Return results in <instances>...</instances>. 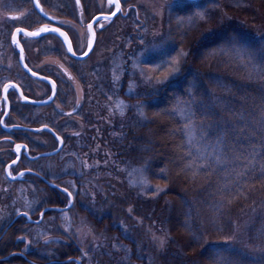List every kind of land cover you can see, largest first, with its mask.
Segmentation results:
<instances>
[{
	"label": "trees",
	"instance_id": "16d2710c",
	"mask_svg": "<svg viewBox=\"0 0 264 264\" xmlns=\"http://www.w3.org/2000/svg\"><path fill=\"white\" fill-rule=\"evenodd\" d=\"M233 3L200 0L172 9L166 47L147 66L171 60L182 50L188 55L177 78L153 94L128 97L127 76L114 82V76L105 72L92 78L73 67L82 95L72 117L54 118L48 108L22 103L15 109L12 106L8 124L27 128L47 124L63 136V152L46 161L53 164L48 168L61 167L62 178L32 170L63 183L69 191L68 183L75 185L69 213L81 233L66 232L61 212L51 211L43 223H49L45 235L51 241L45 244L40 237L43 225L31 224L24 217L16 220L17 210L28 211L22 198L25 193L38 204V211L30 215L33 220L48 208H66L62 198L68 200V196L51 192L41 182L11 183L0 163V237L16 220L0 241V264H69L73 260L81 264H264V80L248 78L253 67L264 71V34L244 23L249 7L258 8L264 18V0H244L240 9ZM221 7L234 22L224 19L207 39L198 42L202 30L221 23ZM201 16L206 21L199 24ZM192 21L196 23L191 28ZM0 27V44L11 46L13 30L4 24ZM3 84L0 81V87ZM72 90L65 85L60 92L68 111ZM190 98L195 102L197 122L204 127V142L215 144L222 138L228 157L195 177L185 168L187 140L179 112L182 102ZM124 99L129 107L123 115L106 106ZM82 160L91 167L84 168ZM141 167L154 190L130 185L129 173ZM157 188L163 191L156 194ZM225 188L238 194L227 196ZM21 189L24 196H19ZM81 221L86 223L81 225ZM238 237L243 241L238 242ZM156 238L164 239L163 244H157ZM28 240L32 244L26 248ZM114 245L131 252L126 255Z\"/></svg>",
	"mask_w": 264,
	"mask_h": 264
},
{
	"label": "rangeland",
	"instance_id": "374dc122",
	"mask_svg": "<svg viewBox=\"0 0 264 264\" xmlns=\"http://www.w3.org/2000/svg\"><path fill=\"white\" fill-rule=\"evenodd\" d=\"M196 1L198 0H143L141 2L142 11L138 15L139 19H137L135 16L132 20H129L127 22V28H125V30H121L120 27H118V25H120L119 23L117 24L114 23L113 25H109L108 28L112 33V35H105L97 38L96 47L91 57L88 60H86L85 63H82L79 66H77L73 61L70 62L71 60L68 59L66 60L67 62H69L67 63V67L69 69L70 67L72 68L78 67V69L85 71L92 78H94V76H97L99 74L101 75L104 72L105 73L103 75L112 78L114 71L118 74L119 79H122L127 76L130 80L126 92V95L128 97H137L139 94H142L143 92L145 93V96L157 92L161 86H164L167 83L169 84L175 78H177V76L181 72V68L185 63V60L187 59V56L181 60V63L179 64L178 72L168 74L166 79L164 77H161L163 83H156L155 80L149 81L146 78V75H142L141 73L143 72L146 73L147 75H153V73L150 72L149 69L155 68L157 65H161V66L165 65L167 62L171 61L168 60L162 62L161 64L147 66L150 60L153 59V56L158 54L164 47H166V45L164 44L168 32L166 31V26H168L169 14L172 11V9H174L177 6H181ZM233 1L235 2L233 4L236 5L235 6L236 9H240L245 4L244 0H233ZM251 3H253V0H251ZM6 5H7L6 1L0 2V24H4L5 26L7 25L12 26L13 24L12 30H14L16 27H20V26L29 27L32 25L29 24L31 22L26 20L14 21L8 19V16L11 15L14 16V14L17 13H25L26 15L31 13L32 12L31 6L30 7L23 6L22 8L15 9L14 6L10 8V7H6ZM254 9L255 10L249 7V11L246 12V16H244V19H246L245 20L246 22L244 23L245 25L248 26V28H252L256 32H262L264 34V18L261 17L260 14L261 12L258 10V8L257 9L254 8ZM249 12H253V13L250 14ZM198 18L197 20L199 24H202L206 21L205 20L206 17L204 16L203 19L201 18L198 19ZM224 19H229V21H227L226 23H230V24H232L231 22H234L235 20L232 17H229L225 9L221 7L219 10V21H221V23L215 25V27L213 26L210 28H205L206 30H202L203 33L202 34L199 33L198 38L196 40L198 42H202L204 39H207L209 37L208 35L211 34L213 30L215 29L217 30V28L223 24L222 21ZM3 20L4 22L2 23L1 21ZM87 23H89V21L84 22V24H81L79 22L74 23L77 25V28L75 32H73L76 33V35L72 37V41L75 47V51L78 55H83V51L87 50V39L89 38L86 32ZM189 23H190L189 24L190 27L192 28L196 22L192 21V23L191 22ZM202 27L204 28L205 25L199 26V28ZM81 33L84 34L83 37L81 36ZM10 41H11V35H10ZM22 43L24 44L27 51V63L36 72H41L42 69L44 68V66L41 64L43 61H45L44 58L42 57V52L47 51L45 50L46 47L51 48L52 46L54 47L57 46L63 53H65V58L68 57L65 44L61 40L59 41L54 38H47V39L43 38L42 40H32L22 37ZM0 45L3 46L2 44ZM11 61L12 63H14V68H15V57L12 58ZM70 70L73 71L72 69ZM118 80L117 82H119ZM18 83L19 85H21L23 88L26 89V91L28 92V98L33 101H37V102L45 101L51 93L50 88H47L42 83L36 81L31 82L28 78L25 77H21ZM3 87L4 85L0 87V116H2L5 112L4 110H6V103L4 100H2ZM81 89L82 88L80 87L79 91H81ZM12 94L13 95L10 96V98H11L12 106L15 109L20 105V101L17 95L14 93V91L12 92ZM81 95L82 93L80 92V96ZM77 100H78L77 97L74 96V99L68 103L70 105L69 111H73V109L76 108ZM120 102H122V106L120 108L116 107L118 103L115 101L111 102V104L109 103L110 105L108 104L106 106L107 107L111 106L112 108H115L119 113H121V111H123L124 113L125 110L129 107V103L125 99ZM26 136H27L26 140H28L26 142H28V144L31 147L32 150L31 152H33L32 155L35 156L44 152H50L51 150L57 148L58 146V143L55 142L52 136L46 134V132H42L38 134L29 133ZM1 151H3V153L0 155V161H2L4 166H6L13 159L11 146L3 147ZM48 163L42 160L35 165V168L38 169L39 172L48 174L53 179L61 178L62 177L61 174L63 170H61V172L58 174L56 167H54L53 169L52 167L51 168L45 167V164L48 165ZM51 165L52 163L49 164V166ZM66 170H64L65 175H67ZM19 171L20 169L14 172L13 171H9V172H11L12 174L11 176L15 177L19 173ZM9 172L8 170H6L5 174L7 175ZM134 178L137 179V187L142 189L154 190V187L149 183L147 187H141L139 185V177L134 176L133 179ZM33 182H34L33 184H36L38 181L33 179ZM68 186L70 191L73 193V197H74V195L77 193V188L72 187L71 184L69 183ZM22 189H21L22 193L20 192L19 196H24V192L22 191ZM25 197L26 198L22 197L24 201L33 202L30 199V195L28 193H25ZM62 200H64L65 205L67 206L68 200H65L64 198H62ZM19 211L21 210L19 209ZM36 211H38V204L36 202H33L32 209L29 211V214L32 216L33 214L36 213ZM68 214L69 217L72 219L73 223L69 231L67 232L74 231L77 236L78 228L76 227L75 229L72 215L69 212ZM62 220L65 222V226H67V221H65L63 218ZM43 223L41 225H43ZM47 227H49V223H45L42 226L40 230V234H44V235L43 236L41 235L40 237L47 236V234L45 235V229ZM245 230L246 228L244 229V231ZM80 233L81 232L79 231V234ZM240 237H243V235H241ZM240 237L237 238L238 242L243 241L241 240ZM156 241L157 244H159L160 241L164 242V239L156 238Z\"/></svg>",
	"mask_w": 264,
	"mask_h": 264
},
{
	"label": "flooded vegetation",
	"instance_id": "af4514ba",
	"mask_svg": "<svg viewBox=\"0 0 264 264\" xmlns=\"http://www.w3.org/2000/svg\"><path fill=\"white\" fill-rule=\"evenodd\" d=\"M5 1L7 4L6 7L12 8L14 6L15 9H18V8H22L23 6H25V7L31 6V8H32V12L27 14V15L25 13L14 14V16L20 17V19L14 20V21H21V20L29 21V22H31L29 24H32L30 26L31 29L39 28L42 25V23H51L53 26L61 27V30L66 31L68 36L71 39L74 35H76V33H73V32H75V30L77 28V25L74 23H78V22L80 23V16H79V10L75 7V0H41V3L45 5V11H47L48 14L54 18L52 21H47L46 18L41 17L38 14H34L33 4L30 2V0H0V2H5ZM142 1L143 0H121L122 11L120 13H118L116 16L112 17V16H110V13L112 11H114V6L109 7L107 0H81V4L85 8L84 22H86V21L92 22L96 17H99L100 18L99 23H94V25H93V30L96 34V37L99 38L100 36L112 35V33L110 32V30L108 28L109 25H113L114 23H116V24L119 23L120 25H118V27H120L121 30H125V28H127V22L129 20H132L135 16L137 18V15H139L140 12L142 11V7H141ZM125 12H127L126 15H125ZM106 15L110 16L109 20L104 19V16H106ZM11 16H8V19ZM1 20H2V18H1ZM57 21H62L63 23L57 25V23H56ZM1 22H4V20ZM101 24L103 25V27L100 26ZM12 26H13V24H12ZM12 26H9V28L13 29ZM20 27L28 28L27 26H20ZM14 31H15V29L13 30V32ZM109 32H110V34H109ZM87 36L89 37L88 33H87ZM47 38H54V39H57L60 41L58 36H50V37H46V39ZM72 43H73V41H72ZM45 50H47V51L42 52V57L44 58L45 61H43L41 63L44 66V68L42 69L41 72L34 71L32 69V67H30L28 65L26 48H25L24 59H25V62L27 63V65L29 66V68L33 72H35L36 74H38L42 77H46V79H49V80L55 82L56 90H57L55 102L52 105L46 106L43 108L50 109V111L52 112V114L50 116H52V117H54V116L64 117L65 115H63V113L67 109L61 103V93L60 92H61V90L64 89L65 85L69 86V92L72 89H73L72 91H74L70 95L71 98L69 97V102H71L75 96L79 100V107H76L75 109H78L81 106V103H80V97H81L80 92L81 91H79V89L81 87L80 83H79L80 80H78V78L74 77L72 71L70 70L73 68L70 67V69H69L67 67V63H69V62H67L66 60L70 59L71 60L70 62L73 61L74 63H81V64L85 63V62H80V61L74 60V59L70 58L69 55L67 58H65V53H63L57 46H55V47L52 46L51 48L46 47ZM40 56H41V54H40ZM14 57H15V68H14V63H12V61H11L12 58H14ZM60 65H63V68L67 69L68 73L74 78L73 80L68 79V76L65 75V73L61 69ZM21 77L28 78L31 82L36 81V82L42 83L47 88H50V90L52 88V85L49 83V81L37 80V79L33 78L32 76L25 73V71L21 67L19 54H18V51L16 50V48H14L12 45L11 46H4V45L1 46L0 47V81H1V83H4L3 85H5L6 83H9V82L13 83V82H16V81H14V79L19 80ZM16 83H18V81ZM13 91L15 93V90H13ZM13 91L11 90L8 92L10 107H8V105L6 104V110H4L5 111L4 114L2 116H0V121H3V119L6 117L5 121L3 123H0V155L3 153V151H1L3 149V147H6V146H11V152L13 153V159L6 166H4V172L6 173L8 165H10L13 161H15L17 159L16 145L17 144L27 145L26 149H22L23 151L21 152V161L18 164L12 166L11 170H10V171L14 172V171L20 169L19 173L15 176V179L17 178L18 175H20L21 172L24 173V175L18 181H10V180L9 181L11 183L33 185V183H34L33 179H34L38 182L43 183L46 187H48L50 189L51 192H53V193L57 192L58 194L61 195L62 192H61L60 188H63V186H62L63 183L60 185L56 184V183H54V181H50V179H47L46 177L41 176L39 173L32 170V168L35 167V165L37 163H39L40 161L50 160V162H51L54 157H56L60 154L53 156V157L44 158V159H41L38 161H32L30 158H28L26 156L27 149H28L30 151V156L35 157V155H32L33 152H31L32 150H31L30 145L28 144V142H26V141H28V140H26L27 139L26 135L29 133L18 130L16 128L15 124H8L7 123V120L12 116V113H13L12 103H11V98H10V96L13 95L12 94ZM49 97H52V91L46 100H49ZM57 105H59L60 107L57 108ZM73 115H75V114H73ZM54 118H56V117H54ZM46 134L52 136V138L55 140V142L58 143L57 148L51 150L50 152L57 150L59 145H60L59 141L56 140L54 135L49 134V133H46ZM56 134L60 135L63 138V136L61 134H59L57 131H56ZM63 140H64V138H63ZM64 145H65V140H64ZM0 163L3 164L2 161H0ZM49 164L50 163H48V165ZM45 167H47V164H45ZM61 170H62L61 167L58 166L57 167L58 174L61 172ZM29 172H35L37 175L30 174ZM12 177H14V176H12ZM41 177H43L45 180L55 184L57 186V188L50 187L49 185H47V183ZM60 179H57V180H60ZM78 262H79L78 260L77 261L73 260V261H70L69 264H79ZM56 263L57 262L49 263V264H56ZM59 264H63V263H59Z\"/></svg>",
	"mask_w": 264,
	"mask_h": 264
},
{
	"label": "snow or ice",
	"instance_id": "6c2138e0",
	"mask_svg": "<svg viewBox=\"0 0 264 264\" xmlns=\"http://www.w3.org/2000/svg\"><path fill=\"white\" fill-rule=\"evenodd\" d=\"M30 2L33 4L34 8V14H38L41 17H44L47 19V21H52L54 18L48 14L47 11H45V5L41 3V0H30ZM107 3L109 7L114 6V11L110 13V16L114 17L118 13L122 11V6H121V0H107ZM75 7L79 10V16H80V23L84 24V13H85V8L81 4V0H75ZM127 12H125V15ZM110 16L106 15L104 16L105 20H109ZM11 20H18L20 17L18 16H11L9 17ZM137 19H139V16L137 15ZM201 19H203V16H201ZM100 18L96 17L92 22L87 23L86 25V31L89 35V38L87 39V50L83 51V55L87 56L92 50H93V45L95 42V32L93 30V25L94 23H99ZM57 25L63 23L62 21H57ZM103 27V25H100ZM23 34V37L27 38H35V37H40L42 34L45 33H54L58 34L59 37L63 38V43L67 45V51L71 53L73 56L76 55V52L73 50V45L71 40L69 39V36L66 31H62L61 27L59 26H53L51 23H42V25L37 28L36 30H26L23 27H16L15 31L11 33V41L12 43L20 49V54L19 58L20 61L24 60V48L21 46L20 39L18 37L20 34ZM83 33H81V36L83 37ZM188 55V52L186 51H181L180 53L177 54L176 57H173L170 62H167L165 65H157L155 68L149 69L150 72L153 73V75H147L146 73H141L142 75H146V78L149 81L155 80L156 83H163V80L161 77H164L165 79L167 78V75L170 73H176L179 71V64L181 63V60ZM25 67L27 68V65L25 64ZM61 69L64 71L65 75L68 76L69 80H73L74 78L68 73L67 69L63 68V65H60ZM262 67H264V61H262ZM30 72L32 71L31 69H28ZM32 75L35 76L36 73L32 72ZM114 76V82L119 79L118 74L114 71L113 72ZM46 77H41V79H45ZM248 78L253 79L256 78L258 80H264V71H257L255 67L252 68V70L248 73ZM49 83L52 85L51 91H52V97L56 95V84L54 81L49 80ZM9 88L16 89L17 91H20L19 87L14 84V83H6L3 87L4 93H7ZM264 91V89H262ZM52 97H49L51 99ZM20 98L22 100L27 101L28 98L23 95V93H20ZM5 99H7V96H5ZM109 100L112 99V97H108ZM31 102V101H29ZM42 103H47V101H41ZM183 107L179 108V112L182 115L184 119V127H185V136L187 140V156H188V161L185 165V168L191 173L193 177L198 175L202 169H211L213 164L219 165L222 161L226 160L228 157L226 155V150H225V145H224V140L222 138H218L215 142V144H209L204 142V127L202 122L198 123L197 122V117H196V111H195V102L194 99L190 98L188 101H183L182 102ZM122 106V102L118 103L116 105L117 108H120ZM60 106L57 105V108ZM76 107H79V100H77ZM140 108L141 106H137ZM75 108L73 111H68L64 112L63 115L72 117L74 114ZM123 115V111L120 113ZM141 115H143V112L141 111ZM0 123H3V121H0ZM264 123V121H262ZM44 128H47L49 132L52 131L51 128L48 127L47 124L44 125ZM36 131H42V129H36ZM80 133L79 132H74L73 135L78 136ZM56 140L59 141L60 145L62 146L64 143L63 138L60 135L55 136ZM27 145H21L17 144L16 145V152L19 154L21 149H26ZM57 151H60V149H57ZM17 159H19V156H17ZM35 159V157H33ZM249 159H252L251 156H249ZM16 161H13L15 163ZM81 164L83 165L84 168L91 167V165L88 164L87 161L82 160ZM98 166V162H97ZM10 167V166H9ZM9 176H11V172L8 173ZM24 173H20V176L22 177ZM130 177L138 176L139 177V185L141 187H147L148 186V180L145 175V168H134L132 171L129 173ZM15 179V177H12ZM71 184V182H69ZM130 185L135 187L137 186V179H131L129 181ZM72 187H74V184H71ZM62 191L67 193L68 196V208L72 207L73 204V193L68 190L67 187L63 188ZM163 191L162 188H157L156 194H159V192ZM225 195L230 196V197H235L238 194V190H233L229 192L226 188L223 189ZM231 202V199L228 200V203ZM32 203L30 201H25V207L29 209V211L32 209ZM218 207H222V205H218ZM29 211H23L20 212L17 210L18 215H22L24 217H27L29 220H31V216L29 214ZM61 215L62 218L67 221V226H65V231H69L73 221L69 217V214L67 211L61 209ZM129 214H131L132 209L129 208ZM40 220L36 221L37 224H40L41 221L44 219V213L40 212ZM86 222L81 221V225H84ZM80 229H78V234H79ZM125 231H127V228H125ZM42 236L44 234H41ZM21 240H24L25 237H20ZM197 239H201V237H197ZM50 239L48 237H44V243L48 244L50 243ZM161 244H163V241H160ZM225 243H228V240H225ZM32 244L31 240H28L26 242L25 247L27 248L29 245ZM114 247L117 248L118 251H123L126 255L130 254L131 250L124 248L122 246L114 245ZM87 255V252L84 253ZM232 264H237V262H232Z\"/></svg>",
	"mask_w": 264,
	"mask_h": 264
},
{
	"label": "water",
	"instance_id": "95a60500",
	"mask_svg": "<svg viewBox=\"0 0 264 264\" xmlns=\"http://www.w3.org/2000/svg\"><path fill=\"white\" fill-rule=\"evenodd\" d=\"M23 34L21 33L20 34V36H22ZM50 35H55V36H58V34H54V33H45V34H42L40 37H35V38H29V39H34V40H36V39H40V38H43V37H46V36H50ZM20 36L18 37V39H20ZM59 37V36H58ZM62 40H63V38L62 37H60ZM69 39H70V37H69ZM71 40V39H70ZM21 42V41H20ZM72 42V41H71ZM96 43H97V37L95 36V42H94V45H93V50L87 55V56H84V55H81V56H79V55H75V56H73L71 53H69L70 54V56L73 58V59H75V60H78V61H81V62H84V61H86L91 55H92V53L94 52V50H95V47H96ZM73 45V44H72ZM21 46L23 47V45L21 44ZM67 46V45H66ZM24 48V47H23ZM19 49V48H18ZM73 50H74V47H73ZM75 51V50H74ZM19 53H20V49H19ZM24 55H25V53H24ZM20 63H21V66H22V68H23V70L28 74V75H30V76H32L33 78H35V79H37V80H42V81H49V79H41V77L42 76H40V75H38V74H36L35 76H33L32 75V71L30 72L28 69V67L26 68L25 67V59L23 60V61H20ZM17 85V84H16ZM18 86V85H17ZM19 87V89H20V91H17L18 93H19V96H20V93L22 92L23 93V95H24V92L22 91V89H21V87L20 86H18ZM11 88H9V90H10ZM8 90V91H9ZM56 94H57V90H56ZM5 96H7V99H5ZM25 96V95H24ZM26 97V96H25ZM4 99L6 100V101H8V92L7 93H4ZM55 99H56V95L54 96V97H52L51 99H49V100H47V103H42V102H36V101H33V100H31V99H29L28 98V100L27 101H25V100H22L21 99V102L23 103V104H26V105H31V106H35V107H46V106H50V105H52L54 102H55ZM29 101H31V102H29ZM77 112V110H75L74 111V113H76ZM4 120H5V118L3 119V122H4ZM17 129H19V130H23V131H28V132H31V133H35V134H38V133H42V132H47V133H50V134H52V135H54V136H56L57 134L52 130L51 132H49L48 131V129L47 128H44V127H40V128H37V129H42V131H36V129H30V128H26V127H16ZM63 147H64V143H63V145L61 146L60 145V147H59V149H60V151H54V152H50V153H43V154H41V155H38L37 157H35V159H33L32 157H30V152H29V150L27 149V153H26V156L28 157V158H30L31 160H33V161H37V160H39V159H41V158H45V157H50V156H54V155H57V154H59L62 150H63ZM23 150L21 149V151L19 152V154L17 153V155L19 156V159H17V160H15L16 162L15 163H11L9 166H8V171H9V169L12 167V166H14V165H16V164H18L20 161H21V152H22ZM31 173V172H30ZM33 174H35V173H33ZM8 178L10 179V180H15V181H18L20 178H21V176L19 175L16 179H12V177L11 176H9V174H8ZM46 183H47V185H49V186H51V187H55L52 183H50V182H48V181H46L45 179H43ZM61 191H62V189H60ZM64 192V191H63ZM66 193V192H65ZM67 194V193H66ZM73 205H74V199H73V204H72V207H73ZM71 207V208H72ZM71 208H65V209H63V210H65V211H69ZM61 209H56V208H48V209H46L45 211H43V213H44V218H45V215L48 213V212H50V211H58V212H61L60 211ZM21 217H24V216H22V215H19L17 218H16V220H18V219H20ZM26 219H28L27 217H25ZM41 219V218H40ZM39 219V220H40ZM16 220L6 229V231L4 232V234L2 235V237L0 238V241H2L3 240V238L8 234V232H9V230L13 227V225L15 224V222H16ZM28 221L31 223V224H34V225H41L43 222H44V219L41 221V223L40 224H37L36 223V221L35 220H33L32 219V217H31V220H29L28 219ZM5 260H7V259H5Z\"/></svg>",
	"mask_w": 264,
	"mask_h": 264
}]
</instances>
